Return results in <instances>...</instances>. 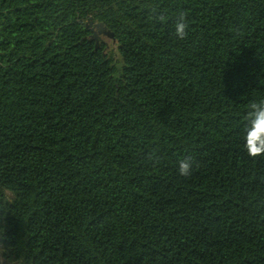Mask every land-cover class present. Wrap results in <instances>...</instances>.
<instances>
[{"label":"trees","instance_id":"trees-1","mask_svg":"<svg viewBox=\"0 0 264 264\" xmlns=\"http://www.w3.org/2000/svg\"><path fill=\"white\" fill-rule=\"evenodd\" d=\"M261 100L264 0H0V264H264Z\"/></svg>","mask_w":264,"mask_h":264},{"label":"clouds","instance_id":"clouds-1","mask_svg":"<svg viewBox=\"0 0 264 264\" xmlns=\"http://www.w3.org/2000/svg\"><path fill=\"white\" fill-rule=\"evenodd\" d=\"M161 20L164 18L161 17ZM186 15L179 14L175 25V35L181 39L186 36ZM248 113L250 126L246 130L245 149L249 157L256 158L264 155V100L259 103H252ZM193 161L191 157H185L178 161V171L182 176L190 174Z\"/></svg>","mask_w":264,"mask_h":264},{"label":"water","instance_id":"water-1","mask_svg":"<svg viewBox=\"0 0 264 264\" xmlns=\"http://www.w3.org/2000/svg\"><path fill=\"white\" fill-rule=\"evenodd\" d=\"M89 26H93V28L91 29V36H90V39L92 41L95 42L96 44V47L98 46V43L96 42L97 39H96V31L100 34V35H103L104 37H106L107 39L109 40H113V36L112 34L105 28V26L103 24H95L93 22L92 19H90L87 24H86V28H88Z\"/></svg>","mask_w":264,"mask_h":264},{"label":"flooded vegetation","instance_id":"flooded-vegetation-1","mask_svg":"<svg viewBox=\"0 0 264 264\" xmlns=\"http://www.w3.org/2000/svg\"><path fill=\"white\" fill-rule=\"evenodd\" d=\"M89 28V30H90V32H91V29L93 28V26H89L88 27ZM96 39H97V43L99 44H103V42H102V39L104 38V36L103 35H100L97 31H96Z\"/></svg>","mask_w":264,"mask_h":264},{"label":"rangeland","instance_id":"rangeland-1","mask_svg":"<svg viewBox=\"0 0 264 264\" xmlns=\"http://www.w3.org/2000/svg\"><path fill=\"white\" fill-rule=\"evenodd\" d=\"M102 42H103V45H106L108 48H111L113 47V44L111 43L110 40L106 39V38H103L102 39ZM100 44V43H99Z\"/></svg>","mask_w":264,"mask_h":264}]
</instances>
